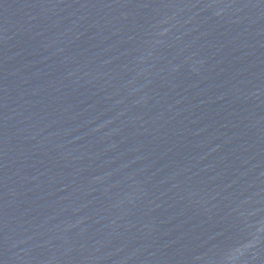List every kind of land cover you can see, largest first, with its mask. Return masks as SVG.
<instances>
[{"label":"water","instance_id":"obj_1","mask_svg":"<svg viewBox=\"0 0 264 264\" xmlns=\"http://www.w3.org/2000/svg\"><path fill=\"white\" fill-rule=\"evenodd\" d=\"M0 264H264V0H0Z\"/></svg>","mask_w":264,"mask_h":264}]
</instances>
